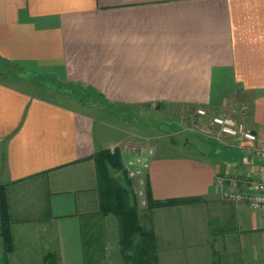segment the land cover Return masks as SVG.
Returning <instances> with one entry per match:
<instances>
[{"label":"crops","instance_id":"obj_1","mask_svg":"<svg viewBox=\"0 0 264 264\" xmlns=\"http://www.w3.org/2000/svg\"><path fill=\"white\" fill-rule=\"evenodd\" d=\"M0 264H130L99 214L97 121L36 83L114 106L189 107L243 123L264 145V0H0ZM4 71V73H3ZM205 158L172 145L146 177L156 264H264V213L221 199L218 178H264L226 137Z\"/></svg>","mask_w":264,"mask_h":264},{"label":"rangeland","instance_id":"obj_2","mask_svg":"<svg viewBox=\"0 0 264 264\" xmlns=\"http://www.w3.org/2000/svg\"><path fill=\"white\" fill-rule=\"evenodd\" d=\"M1 70L3 69L0 68V72ZM35 87L40 95L68 101L84 108L95 117L102 138L101 148L97 152L110 154V162L105 163L107 174L126 191L130 207L138 213L139 223L154 208L182 205H152L146 185L140 187V179L131 176L132 168L127 163L142 148L150 147L155 152L175 145L184 147V152L187 151L193 156L205 158L210 152H216L220 146L226 148V137L210 124L211 118L200 116L189 107L114 106L101 103L97 98L86 96L83 91L73 87L64 90L52 83H36ZM94 172L96 177L95 163ZM221 199L224 200L222 197Z\"/></svg>","mask_w":264,"mask_h":264},{"label":"trees","instance_id":"obj_3","mask_svg":"<svg viewBox=\"0 0 264 264\" xmlns=\"http://www.w3.org/2000/svg\"><path fill=\"white\" fill-rule=\"evenodd\" d=\"M108 152H96L93 161L96 166L99 214L113 216L118 225L119 245L122 258L131 264H156V239L150 229L139 223L138 213L128 203L127 193L116 180L107 174L106 162H110ZM147 189V188H146ZM148 195V190H147ZM149 199V198H148ZM200 199H179L165 202H151L154 206H173L197 202ZM9 214L4 187H0V223L6 251L12 249V239L9 230Z\"/></svg>","mask_w":264,"mask_h":264},{"label":"built area","instance_id":"obj_4","mask_svg":"<svg viewBox=\"0 0 264 264\" xmlns=\"http://www.w3.org/2000/svg\"><path fill=\"white\" fill-rule=\"evenodd\" d=\"M197 113L200 116L205 115V111L201 109ZM210 124L221 135L236 140L240 153L254 161L264 163V145L259 143L258 137L243 123L228 117L213 116L210 119ZM153 156L152 148H142L127 163L132 168L131 176L140 179V187L146 185L145 180ZM217 183L221 188V197L225 201L244 202L252 211L264 213V178L248 176L240 179L236 176H224L218 178Z\"/></svg>","mask_w":264,"mask_h":264}]
</instances>
